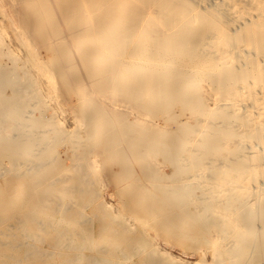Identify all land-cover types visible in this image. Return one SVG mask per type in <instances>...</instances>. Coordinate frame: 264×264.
<instances>
[{
  "label": "bare ground",
  "instance_id": "obj_1",
  "mask_svg": "<svg viewBox=\"0 0 264 264\" xmlns=\"http://www.w3.org/2000/svg\"><path fill=\"white\" fill-rule=\"evenodd\" d=\"M124 1L127 2V0ZM124 1H122L121 3L124 4ZM256 1L254 0V2ZM140 2L143 1L141 0ZM245 2L247 5L248 2L247 1ZM157 3H158L157 0H153L149 5H151V7H155ZM208 7L210 6L208 5ZM157 8L158 7H156V9ZM232 9H234V7ZM221 10L223 11V9ZM49 11H52L50 15H48ZM128 11L130 15H126V16L129 17L130 22L127 23L126 27H124L122 32H119L118 34H114L112 31L109 32L106 31V29H109L111 27V24L113 23L111 11L101 12L95 9L94 7H91L90 0H0V87L2 88L3 86L5 88H8L12 93V90H14L15 86L7 84L6 80L8 77L13 76L16 81V88H18L17 90L21 91V95L19 97H14L11 99L6 97L0 98V120L2 119L6 120L7 118H12L10 120H18V121H10L8 123L9 125L7 128H0V168L2 167L0 170L1 171L0 178H2L1 180L4 181L3 186L0 187V200L4 199L2 202L0 201V215L1 213L3 214V212L6 211H10L13 213L16 212V210L17 212H19L18 210L21 211L24 209L28 211L26 213L27 215L25 216H16V215H12L13 214L12 213L7 216V218H9L8 220H4L2 219V217L0 218V226L4 223L7 225V227H4L5 228L4 231H0V264H57L55 260L49 259L48 253H50V251L46 249H42L38 245L30 246V248L28 247L22 250L18 248L17 244L14 245L13 242L15 241H12V236H14L15 233H17V235L21 234L23 237L31 239L33 241L35 240L37 242L47 239L50 232H56L58 237L55 236L57 237L56 240L51 242L49 241V249H51L53 252L61 251L60 254L63 255V257H61V261L63 262V264L83 263L81 261L84 260V258H87L88 264H103L104 261H107L105 258H103L107 256L106 255L107 253L105 254L106 256H101L98 254H91V253L88 254V251L91 252L93 247L97 244V238H95L96 232H98V230L100 231L106 229L109 230V228H107L108 226L104 224V221L101 224L102 226L100 225V228H98V226L95 228V224L92 225V223L89 222L88 225L83 224L84 221H80L76 219L75 217H73V215H70L68 217H62V216L59 217L57 216V213H53V211L55 212V209L52 208L53 206L50 207L49 205L44 204L43 201L44 200L53 201L54 195L57 196V198L62 195L69 197L70 195L72 196L74 193L76 194V192H85L89 200L94 199V197L99 198L100 191H102L101 182L108 179L106 178L108 176H106L107 174H105L101 179L97 175L98 176L97 178L92 179L90 175L86 173V171H89L91 169V167L89 168L88 166V163H90V161L88 160V158L85 159L83 155L84 152L77 153L76 150L80 145L81 146L87 145L88 148L87 153L89 152V154H92V156L94 157L93 161H98L97 159L101 157V155L106 153L110 149V147H113L114 145L113 141H115L116 139H121L122 141L125 142V143L123 142L124 144L120 146L118 152L116 153V156H118V158L121 160V163L118 165V169L120 171L129 173L132 176L133 180L136 182V183L134 182L131 183L130 185L131 191L128 194L126 200L122 201V206L124 207V209L121 213V219L124 216H126L128 212H131L136 208L133 207L134 208L133 209L130 205L135 206V203L132 202L138 200L144 206L145 211L143 215L134 216L133 220L135 223H138V226L136 227H139L140 229L139 231L142 234V237L145 238L150 237L152 239L153 235L149 234L148 232L153 231L155 234H159V232L165 230L164 228H178L181 223L182 224L185 223V220L187 219L189 220L194 212H197L199 214L198 215L199 217L207 218L209 220V222L211 223L210 226L218 229L217 230L219 231L218 236H220L224 240V243L218 252L212 253L211 257L209 258L207 257L208 259H206L205 261H201L200 258L201 259L205 258L204 256H205L206 247L197 246L195 247L196 248L195 249L194 247L191 246L192 248H194V250L199 251L202 255H200V258L196 259L195 261L185 262V263L183 262V263L184 264H244V263H239L236 260L237 256H239L240 253L236 247L240 245V242L242 241V237L245 238L247 233L242 232L240 235L236 236V238L233 239H229V235L225 236L223 234L227 232L231 233L232 231L236 230V228H240L239 225L243 220L246 211H244V209H239L235 207L227 208L226 204H225L226 206L223 205L222 200L226 199L228 195L233 193H235L236 196L243 195V198L241 199H243L242 203L245 204V206L255 204L256 201L264 199V181L257 183V185L251 186L248 183L250 180L247 182V179L246 180L244 179V176L246 174L245 172L252 173V171L255 170V168L264 165V163L261 162V158L260 160H252L251 157L247 156L249 155L248 154L249 152L245 153V151H243L241 153H238L234 159L235 160L237 159L236 161H239L240 159L242 160L244 159L248 162L247 165L244 166L238 165L239 167L235 166L236 167L235 168L236 171H234L235 174L232 173V175H229V173L226 174V172L222 174V172L219 171L216 173L217 175L209 176L210 180L207 179L205 164L210 165L213 164L212 161H215L214 163L216 165H220L223 168L228 166L229 169L231 168L229 163L226 162L227 161L226 158L227 157L230 158L229 156L226 157V153L229 151V148H227L228 147L227 143L228 142L230 143V141H228L229 137L223 136L221 138L222 133L219 131L217 133V135L219 136L218 138L219 141H216L214 140V138L209 137L207 138L205 143L202 142L200 144H193L194 141L192 137L186 138L183 136L174 135L169 138H163L162 137L163 133L160 132L159 135L162 138L154 137L151 139L152 141H150L152 142V144L155 143L159 144V147L157 148V150H159L158 151L159 153H155L154 156L150 157L151 159L146 163H141L138 160L135 151H137L136 144H139V142H137V139L132 138V134H131L132 130L130 128L122 127L121 122H128L132 120H148L151 122L152 128H157L160 131L173 129L169 127L167 124L163 125L162 120L186 119L184 114L187 113L180 114L178 112L181 105L184 104L181 103L180 101L183 98V92L189 90L193 82L203 81L205 78L204 75H206L205 73L207 71L203 70L202 68V66L206 64V62L204 61L205 59H202V57L199 55L200 52L198 47L194 48L191 51H182L181 47L183 43L181 41H176L173 43L165 42L166 41L164 39L165 33L163 32L158 33V35L156 36L157 40L154 38V40L149 41V44H147L146 43L148 42V38H147L148 36H146L147 34H139V28H142L143 24L140 21L141 19L138 14V9L128 8ZM229 14L230 13H228V15ZM73 16H76L77 18L80 16H85V19L81 17V19L77 21L74 30L70 33L67 31L66 21L67 18ZM92 17L96 18L97 25L92 30H89L88 33L86 32L85 36H87V34H88L87 37H91L92 35L95 37L102 36L103 38H105L104 42L102 46L96 49H90L84 54H80L79 52L74 53L75 52L74 47L76 46L74 41L76 40V38L80 36H84V34H82V31L86 27L85 20L89 18L91 19ZM193 17L195 18V16ZM53 20H56L58 25L53 30H50L48 27L49 22ZM243 22L244 23L246 22L245 19ZM154 24H153V28L158 25V24L155 25ZM159 26L160 25H158V27ZM236 26H240V25H238L237 23ZM240 27H238V29ZM177 30L179 31V29ZM232 33L234 32L232 31ZM114 35L116 36V38L120 39L118 40V42H112ZM62 38L67 40L68 47L72 50L74 54L73 59H75V61H78L79 63L77 64L79 65L80 73L79 75L73 78L66 76L67 74L65 70L70 66L64 64L63 62L64 61L63 59L66 57V55L63 53L64 50L60 51L59 48L57 47V39H62ZM126 39L127 41H125ZM123 40L125 42L120 44ZM46 49H52L53 54H51V56L46 55ZM223 50L224 49H222L221 52H223ZM43 51L45 53H43ZM91 51L95 52L94 54H98V55L90 54ZM113 51L114 52L121 51L120 53L122 54L117 53L115 57L123 59V62H118L117 60L115 61V59L113 58L109 59L110 53L112 54ZM230 51L232 50H229V53ZM240 51H243V48ZM209 52L210 51H208V53ZM218 55L219 54H217L216 57H218ZM229 55L230 54H228V56ZM141 58L142 61L139 62L138 60H140ZM92 59L95 60L105 59L104 60L105 68L113 71H116V68L117 69L118 67L120 68L124 63L128 65V62L133 60L132 62L138 63L141 70H137L134 73L132 72L130 76L134 77V80H139L140 87H138V89L136 88L132 89L130 86H125L120 89H117L116 91L114 90L113 87L110 88L109 87L110 80H112V78L114 77L113 75L116 72H112L109 75L111 77L106 76V78L101 79L96 84V87L94 85H91L90 83L91 71L85 73L86 69L88 68H87V64H83V63L87 62L88 60H89L88 63H90ZM2 62H4V64H2ZM151 66L157 69L158 71L162 70L163 68H168V70L165 74L163 73V75H159L157 71L155 73L156 75L153 74V76L152 75L148 76L143 72V70H147V68H150ZM237 68L238 67H236V69ZM121 69L123 68L121 67ZM200 69H202L203 72L200 71ZM17 70H23L25 72V77L23 79L21 78L23 75L17 76L18 74L17 75L14 74L15 71ZM163 78H165V80L174 79L173 80L174 82L169 86L168 89L162 90L161 88V85L165 81ZM225 79H226L225 77H222L219 79V82ZM232 81L234 82V80ZM237 82H239V80ZM61 84L64 86H62ZM61 88H63L64 89L63 92H65L64 97L63 94L61 93L62 99L60 98ZM1 91L3 92L6 90L0 89V93ZM112 94L115 96L113 100H111L110 98ZM141 94L142 95L144 94L143 97L140 96ZM151 94H153V96L156 94H160V97L165 102H168L170 100H175L174 103H176V105H174V103L172 104V107H174L175 109L171 110V105L169 104L166 103L162 104V102H158V101L153 102L150 99H147V97L148 98L150 97L148 95ZM232 94H237V96L236 97L232 96L231 98L228 97L226 98V100L232 101L234 103V106L237 107V102L242 101V98H240L242 95L239 96L237 91L232 92ZM204 98L196 99L193 102L202 103L204 102ZM91 100H92V104H90L89 107H84L81 104L83 102L89 104ZM251 100H254L252 103L253 105H255L256 102L258 101V99L256 98H253ZM52 101H60L61 109L67 107L68 108L67 110L73 109L76 111L75 115H72L73 116L72 124L74 125V127L72 126L71 131L65 128L64 125L65 123L57 122L59 118L58 110L56 109L57 105L56 107H54L51 104ZM23 102H28V106L24 107V105H22L21 107L20 104H22ZM39 104H40L39 106L40 109L37 112V115H39L40 118L31 119L33 120V123L25 122V120L30 119L28 114L34 113L33 109ZM191 105L194 104L187 103L186 110L188 109V106ZM201 105L204 107L203 109H205V112H202L199 115L193 117H198L202 115L203 121L211 120L217 116L218 118H226V115H221V114L218 115L217 112L216 114L212 113L208 105L206 106L204 104ZM234 106H232L233 108L232 110H237V108ZM12 115H14V119ZM193 117H190V120ZM101 120H104V122H108L109 124H113V125H111L110 128L108 129V134L106 135V139L104 140V143L90 147L88 144L92 142L93 136L95 135L96 132H98V129H100L102 123ZM201 120L199 119V121ZM111 122H116V124ZM50 123H52L53 125ZM49 125H51L52 127L51 130L53 132L52 136L49 134L46 135L47 134L46 131L43 132L39 131L40 133H42L41 135L36 134L37 133L36 130L38 128L40 127L46 128ZM67 126L68 128L71 127L69 125ZM22 127H25L26 129V133H24L23 136L15 132L13 133V137H17L19 135L18 141L4 142L1 140L2 135L7 136L8 134H12V130L22 129ZM263 128H264L263 124H259V125L253 124L251 126L246 127L245 130L243 128L242 129L245 133H251L254 130H256L259 135L258 130L260 131V129ZM50 129L51 128H49V130ZM143 129H144L143 131L146 132L149 128L146 127ZM187 130L185 131V133H187V135L189 136V134L191 133H189V131L187 132ZM201 131L203 130H200V133ZM114 133H117L116 139L114 138V136H116L114 135ZM239 133H241V130ZM194 138L196 137L194 136ZM240 138H242V136H240L239 139ZM263 139L264 136L262 140ZM40 145L43 146L41 149L43 148L45 149L43 154H41L42 156L40 157V159H38L36 162H34L35 161L34 159L32 160L28 159L27 157L29 154V150L39 151L40 149H38L37 146L40 147ZM206 146L207 147L211 146V148L217 153H219L218 151H221L224 148H225L224 150L227 152L223 153V156L221 157H217V156L208 157L207 161H204V159L199 157V153L204 148H206ZM163 147L168 148V151L164 157L160 155V151L163 150ZM68 151L71 153V155L67 154ZM185 152L188 154V156L184 155ZM62 153L66 155H62ZM29 155L33 156L35 154L31 153ZM146 155L147 154L145 153V157ZM57 156H60L61 159L60 164L53 166L52 171L46 176H44V180L38 177V174H36L38 171L36 172L33 171L35 173L31 175H27L25 178L21 179L22 176L21 173L24 172L25 170L15 167L17 165H21V166L26 165L27 166L26 170H29V172L33 169V166L34 168H37V170L38 169L40 170L50 161V159H53L54 157ZM4 158L7 159V162L4 161ZM242 164L245 163L242 162ZM235 165H237V163ZM150 166L153 167V169H150L149 168ZM66 168L69 170L75 169L77 170L78 173L68 176L64 175L63 177H61V179H58L57 181H53L54 176H56L58 172L65 170ZM164 168H170L171 171L169 174H165V177H160V175L162 174L161 172L163 171ZM261 168L262 167L259 168V171ZM154 169H156L158 172L155 173ZM5 174H9L10 176L4 177ZM248 177L251 178V176ZM72 179L74 180V185H70ZM156 181L158 183H155ZM151 182H154L153 187L148 190H145L146 186L148 187L149 183ZM168 183L169 184L172 183V188H170V190L166 192V184ZM191 183L193 184L194 187L191 186L190 189L193 188V191L190 190L186 191V189H188V185ZM49 187L55 188L57 192L53 195L44 194L38 197L39 190L42 189L44 191L47 190ZM23 188L26 190V195L24 199L21 200L20 203L15 204L14 198L16 195L20 193V191ZM153 196H158L161 198V200H159L158 203L156 202L150 204V199ZM100 197L103 196L101 195ZM180 197H182V200L178 201L177 199H179ZM214 197L219 198V200L213 201L212 203H210V205L207 204L206 200ZM102 199H104V197L101 198V202L100 203L98 202V205L104 211L103 213H105L106 216H109V218H111L110 217L111 213L109 212L110 205L108 204H112V202L111 200H105V202L102 203ZM195 199L197 200L200 199V200L193 202L194 204L192 206L186 207V209L180 208L184 206L186 202H188V200H195ZM54 201L57 200L55 199ZM58 203H59L58 206H60L61 202ZM92 203L95 202L92 201ZM164 203L169 204V206H171V209L163 210L162 205ZM83 206L86 207V205L84 204ZM96 218L98 219V217ZM39 219L42 220V222L39 221L40 225L33 226V223L37 222ZM123 219H125L126 221L128 220L127 217H124ZM114 223H116V221ZM242 224H244V221ZM126 228L129 231V227H125V229ZM261 228H262L261 226H258L256 228V231L259 232ZM202 230L204 235L207 234V232H209L208 228L207 231L205 230V228H203ZM116 232H118V229ZM198 236H199L198 234L195 235V237ZM40 238L43 239L39 240ZM76 239L77 241H75ZM174 241L175 239L169 240L168 242L165 243V246H161V248L165 247V249L161 251H165V253L168 254V256H170V258L173 260H175L177 257L176 255H173L172 252H170L171 247H174L173 245H175L173 243ZM128 242L132 245L134 241L128 240ZM135 243L136 242H134V244ZM135 245H137V243ZM257 245L264 247L262 241L259 240V242L252 245L253 247L251 248L254 249L257 247ZM139 246L141 247V245ZM150 246H149L150 248L147 249H150V252L154 251L156 245L155 246L150 245ZM157 247L159 248L158 245ZM175 248H177V246H175ZM142 249L143 248H141V250ZM63 250L64 251L66 250L67 252L71 251L72 254L62 252ZM121 252L123 251L121 250L120 254ZM177 254L180 255L179 253ZM149 256H151V254H149ZM122 258L126 259L127 257L123 256ZM179 258L181 260L183 259L180 256ZM165 259L167 258L166 257L164 258L163 256L161 257V255H159L151 258V261L153 262V264H156L158 262L159 263L164 262ZM110 260H108V262ZM177 260L179 259L177 258ZM149 261L150 260H146L141 264L151 263ZM166 262H168V260ZM112 263L124 264L123 260L122 259L120 260L118 258L114 259Z\"/></svg>",
  "mask_w": 264,
  "mask_h": 264
},
{
  "label": "rangeland",
  "instance_id": "obj_2",
  "mask_svg": "<svg viewBox=\"0 0 264 264\" xmlns=\"http://www.w3.org/2000/svg\"><path fill=\"white\" fill-rule=\"evenodd\" d=\"M122 1H124V0H90V6L91 7H94L95 9H97L101 12L111 11L113 23L111 24V27L109 29H106V31H108V32L112 31L114 34H118L119 32H122L124 27H126L127 23L130 22L129 17L126 16V15H130L128 8L129 9L130 8L131 9L132 8L138 9V14H139L140 19H141L140 21L143 24V27L139 28V34H147L146 35V36H148L147 37L148 42H146L147 44H149V41L154 40V38L157 40L156 36L158 35V33L163 32V33H165V38H164L166 40L165 42L173 43L176 41H181L183 43L182 47H181L182 51H191L194 48L198 47L199 52H200L199 55L202 57V59H205L204 61L206 62V64H204L202 66V68H203V70L207 71L205 73L206 75H204V77H205L203 80L204 82L203 81H201V82L195 81V82H193V84L189 88V90L184 89L186 91L183 92V98H182V100H180L181 103H184V104L181 105L178 112L180 114L187 113V114H184L186 119L162 120L163 125L167 124L169 127L173 128V129L160 131L157 128H152V124L148 120H132V121H128V122H121L122 124L120 123L122 125V127L130 128L132 130V133H131L132 138L137 139V142H139V144H136V146H137L136 150L137 151H135L138 160L141 163H146L151 159L150 157L154 156L155 153H159L158 152L159 150H157V148L159 147V144L158 143L152 144V142H150V141H152L151 139L154 137L155 138H162V137L163 138H169V137H172L174 135L175 136L179 135V136H183L186 138L192 137L193 141H194L193 144H200L202 142L205 143V141L209 137L214 138V140H216V141H219V139H218L219 136L217 135V133L219 131L222 133L221 138L223 136L229 137L228 141H230V143L229 142L227 143L228 144L227 148H229V151L228 152L225 151L224 150L225 148H224L223 150L218 151L219 153H217L211 148V146H209V147L206 146V148H204L202 151H200V153H202V154L199 153V157L204 159V161H207L208 157H216V156L221 157V156H223V153L227 152L226 157L229 156L230 158L227 157L226 162L229 163L231 168L229 169V166L223 168L220 165H216L214 163L215 161H212L213 164H210V165L205 164L207 179H209L210 178L209 176H211V175L212 176L217 175L216 173L219 171H221L222 174L224 172H226V174L229 173V175H232V173H234V171H236L235 166L247 165L248 162L244 159L243 160L240 159L242 161H240L239 159H238L239 161H236L237 159L236 160L234 159L238 153H241L243 151H245V153L249 152L248 153L249 155H247V156L251 157L252 160H260V158H261V162L264 163V158H263L264 157V146H263L264 142H261V141H264V139L262 140V138L264 136V128L260 129V131L258 130L259 135H258L256 130H254L251 133H245L243 131V129L245 130L246 127L251 126L253 124L254 125L263 124V126H264V121H263L264 120V86H263L264 85V26H263L264 25V20H263V18H264V5H263L264 0H257L258 3L256 0H255L256 2H254V0H249L250 2L252 1L251 3L248 0H157L158 3L155 5V7H151V5H149L153 0H142L143 2H140L141 0H127V2L124 1V4L121 3ZM245 1L248 2L247 5H246ZM178 3H180V4H178ZM249 3H250V5H249ZM255 3H256V5H255ZM147 4L149 7L147 6ZM138 5H139V7H141V6L142 7L139 8ZM161 5H162V7H161ZM208 5L210 7H208ZM156 7H158V8L156 9ZM159 7H161V8H159ZM233 7H234V9H232ZM220 8L223 9V11ZM230 10L232 11V13ZM152 11L155 13H153ZM233 11H235V12H233ZM51 13H52V11H49L48 15H50ZM228 13H230V14L228 15ZM192 15L195 16V18ZM250 16L252 19L255 20V22H254V20H252L250 18ZM81 17L83 19H85V16H80L78 18L76 16H73V17L67 18L66 26H67L68 32L71 33L74 30V28L76 27L77 21L79 19H81ZM244 19L246 21L245 23L243 22ZM256 21L257 22L259 21V22L257 23ZM260 21H262V22H260ZM240 22H241V24H240ZM85 23H86V27L82 31V34H84V36H80V37L76 38V40L74 41L76 44V46L74 47V51H75L74 53L79 52L80 54H84L85 52H87L90 49H96V48L102 46V44L104 42L105 38H103L102 36L95 37L92 35L91 37H87L88 34H87V36H85L86 32L88 33L89 30H92L97 25L96 18L95 17H92L91 19L89 18V19L85 20ZM154 23L158 24L160 26L158 27V25H157L156 27L153 28ZM237 23L242 28L240 26H236ZM57 25H58L57 21L53 20V21L49 22L48 27L50 30H53ZM260 26L263 28H261ZM235 27H237V28H235ZM238 27H240L241 29L240 28L238 29ZM177 29H179V31ZM161 30H163V31H161ZM232 31L234 33H232ZM212 35H214V36H212ZM114 37H113L112 42H118V40H120V39L116 38L115 35H114ZM215 38H217L218 40ZM216 40H217V42H216ZM125 41H127V39ZM125 41L123 40L120 44H122ZM217 43H219V44H217ZM57 47L59 48L60 51L64 50L63 53L66 55V57L65 58L63 57L64 58L63 62H64V64L70 66L65 70L66 74H67L66 76L73 78V77L79 75V73H80V68L78 65L79 63H78V61H75V59H73L74 54H73L72 50L68 47L67 40L64 38L57 39ZM242 48H243L244 52L240 51V50H242ZM222 49H224L223 52H221ZM229 50H232V51H230V53H229ZM52 51H53L52 49H46V55L51 56V54H53ZM208 51H210V52L208 53ZM225 51H227V52H225ZM120 52L121 51H115V52L113 51L112 54L110 53L109 59L113 58V59H115V61L117 60L118 62H123V59L115 57V55L117 53L122 54ZM233 52H236L237 54L233 53ZM245 52H247L248 54ZM43 53H45V52L43 51ZM94 53L95 52L91 51L90 54L98 55V54H94ZM217 54H219L218 57H216ZM228 54H230V55L228 56ZM58 60H59V58H58ZM104 60L103 59H96V60L92 59V61L90 63H88L89 60L87 62L83 63V64H87V68H88V69H86L85 73H87L88 71H91L90 72L91 73V81H90L91 85H94L96 87V84L101 79L106 78V76L111 77L109 75L112 72H116V73H114V75H113L114 77L112 78V80H110V85H109L110 88L113 87L114 90L116 91L117 89H120V88L125 87V86H130L132 89L133 88L138 89V87H140L139 86L140 85L139 80H134V77L130 76V74H132V72L134 73L137 70H141L138 63L132 62L133 60H131L128 62V65L126 63H124L126 65L123 64L121 66L123 69H121V67L120 68L118 67V69L116 68V71H113V70H109V69L105 68ZM138 61L141 62L142 58ZM2 64H4V62H2ZM236 67H238V68L236 69ZM260 67H262V68H260ZM167 70H168V68H163L162 70L158 71L157 69H155L151 66L150 68H147V70H143V72L148 76H150V75L153 76V74H155L157 71H158L159 75H163V73L165 74L167 72ZM200 71H202V69H200ZM16 72H18V73H16ZM237 72H238V75H237ZM14 74H16V75L18 74L17 76L23 75L21 77L22 79L25 77V72L23 70H17V71H15ZM236 76H238V77H236ZM222 77H225L227 80L225 79V80L219 82V79ZM163 79L165 80V78H163ZM173 80L174 79L165 80L164 83L161 85L162 90L168 89L169 86L174 82ZM232 80H234V82ZM238 80H239V82H237ZM6 81H7V84L15 86L14 90H12V93H11V91L8 88H5L3 86H2V88L0 87V89L6 90L3 92L1 91L0 98L6 97V98L11 99L14 97H19L21 95V91L17 90L18 88H16V81H15L14 77L10 76L7 78ZM242 82H244V83H242ZM62 86H64V85H62ZM206 86H207V88H206ZM104 87H106V86H104ZM63 90H64L63 88H61V90H60V98L61 99H62V94H63V97L65 96V94H64L65 92H63ZM234 91H237L239 96L242 95L240 97V98H242V101L237 102V107L234 106V103L232 101L226 100V98H228V97L231 98L232 96H235V97L237 96V94H232V92H234ZM143 95L141 94L140 96L143 97ZM148 96H150V97L149 98L147 97V99H150L153 102L158 101V102H162V104L166 103V104L171 105V110L175 109L174 107H172V104L175 102V100H170L168 102H165L160 97V94H156L154 96H153V94H151ZM204 96H205V98L207 97L209 100L207 98H206L207 99L206 100L204 98ZM114 97L115 96L112 94L110 96L111 100H113ZM252 97L258 99V101L256 102L255 105L252 104L254 101V100H251V99H253ZM199 98H204V102H202V103L193 102L194 100L199 99ZM187 103H192L194 105L188 106V109L186 110V104ZM51 104L54 107H56V105H57L56 109L58 110V117H59L57 122L65 123L64 124L65 128H67L71 131L72 126L74 127V125L72 124V122H73V118H72L73 116L72 115H75L76 111L73 109L67 110L68 109L67 107L64 108L66 110H64L63 108L61 109L60 101H52ZM81 104L84 107H89L90 104H92V100L90 101L89 104L86 102H83ZM201 104H204L205 106L208 105L209 109L214 114H216V112H217L218 115L219 114L226 115V118H218V116H217L211 120H204L203 121L202 115L198 116V117H193V116L199 115L202 112H205V109H203L204 107ZM20 105H21V107H22V105H24V107L28 106V102H23ZM174 105H176V103H174ZM39 106H40V104L33 109L34 113L28 114L30 119L25 120V122L33 123V120H31V119L40 118V116L37 115V112L40 109ZM232 106L236 107L237 110H232L233 109ZM259 107H261V108H259ZM156 108H157V106H156ZM60 110H63V111H60ZM254 114H255V116H254ZM14 115H15V113H14ZM14 115H12L13 119H14ZM68 115H70V116H68ZM190 117H193V118H191V120H190ZM10 119H12V118H7L6 120H3V119L0 120V128H7L9 125L8 123L10 121H18V120H10ZM199 119L200 120L202 119V120L199 121ZM39 121H42V120H39ZM101 122L102 123H101L100 129H98V132L95 133L96 136L94 135L92 138V142H90L88 144L90 147L97 146L99 144L104 143V140L106 139V135L108 134V129L110 128L111 125H113V124H109L108 122H104V120H101ZM203 122H204V124H203ZM209 122H211V123H209ZM111 123L116 124V122H111ZM50 124H52V123H50ZM67 125H69L71 127L68 128ZM224 125H226V126H224ZM146 127H148L149 129L146 132H144L143 128H146ZM225 127H227V128H225ZM49 128H51V129L49 130ZM38 129L36 130L37 135H41L42 133H40V132H43V131H46V133H47L46 135H48V134L51 136L53 135V132L51 131L52 130L51 125L47 126L46 128L40 127ZM180 129H182V130H180ZM186 130H187V132L189 131V133H191V134H189V136L187 135V133H185ZM200 130H203V131H201V133H200ZM240 130H241V133H239ZM157 131H158V133H157ZM14 132L23 136L24 133H26V129H25V127H22V129L12 130V134H8L7 136L2 135L1 140L4 142L18 141L19 135L17 137H13ZM160 132L163 133L162 137L159 135ZM28 133H29V131H28ZM261 133H262V135H261ZM116 134L117 133H114V135H116ZM193 135L196 138H194ZM255 135H256V137H255ZM199 136H201V137H199ZM240 136H242V138L239 139ZM112 137H113V134H112ZM114 138L116 139L117 135L114 136ZM198 139H199V141H198ZM232 140H234V141H232ZM235 141L238 143V146H237V143ZM123 142L124 141H122L121 139H116L115 141H113V144H114L113 147H110V149L106 153L101 155V157H99L100 159L99 158L97 159L98 161H93L94 157L92 156V154H89V152L87 153V150H88L87 145H84V146L80 145L76 150L77 153L84 152L83 155H84L85 159L88 158V160L90 161V163H88V166H89V168L91 167V169L89 171H86V173L89 174L92 179L97 178L98 176H99V178L102 179V177L105 174H107L106 176H108V177H106V178H108L105 180L106 182L105 181L101 182V187H102L101 190L102 191H100L99 198L94 197V199L89 200V198L85 192H76V194L74 193L72 196L69 194L70 195L69 197L62 195V196H59L57 198V196L54 195L53 196L54 200L56 199L58 201L60 199L58 201V202H61L60 206H58L59 203L57 201H54V200H53L54 202L44 200L43 201L44 204H47L50 207L53 206L52 208L55 209V212L53 211V213H57V216H59V217L60 216L68 217L70 215H73V217H75L76 219H78L80 221H84L83 224H86V225H88L89 223H92V225L95 224V228L97 226H98V228H100V225L104 221V224L108 226L107 228H109V230H107V229L101 230V231L98 230V232H96V237H95V238H97V244L93 247L91 252L88 251V254H90V253L91 254H98L101 256L107 255L106 257H103L107 260V261H104L103 264H110V262H111V264H113L112 262L116 258H118L120 260L122 259L124 264H130V263L131 264L132 263L133 264H141V263L145 262L146 260H150L149 262H151V263H149V264H153V262L151 261V258H153L155 256H159V255H161V257L163 256L164 258L165 257L167 258V259H165L164 262H161L162 264H168V263L170 264V262H171V264L172 263L173 264H180V263L184 264L185 262L195 261L196 259L200 258V255H202V254L199 251L194 250V248L197 246L206 247L205 248V256H204L205 258L204 259L200 258L201 261H205L206 259L211 257L212 253L218 252L221 249V247L223 246L224 240L220 236H218V232H219V231H217L218 229L210 226L211 223L209 222V220L207 218L199 217L198 216L199 214L197 212H194L192 214V216L190 217V219L185 220V223H183V224L181 223L178 228H164L165 230H162L161 232H159V234H155L153 231L148 232L149 234H152L153 238H155V239H153V238L151 239L150 237L149 238L142 237V234L139 231L140 230L139 227H136V226H138V223L134 222L133 217L143 215V213L145 211L144 206L138 200L132 202V203H135V206L130 205L132 208L136 207L135 208L136 210L133 208L134 209L133 211L128 212V214L126 216H124V217H127L129 221L128 220L126 221L125 219H123L124 217L121 219V213L124 209V207L122 206V201L126 200V198L128 197V194L131 191V189H130L131 183L132 182L136 183L129 173L120 171L118 169V165L121 163V160L118 158V156H116V153L118 152L120 146L125 143V142L124 143ZM233 142H234V144H233ZM42 147H43L42 145H40V147L37 146V148L40 149L39 151L29 150V154L33 153L35 155L32 156V155L28 154L27 158L31 159V160L34 159L35 160L34 162H36L38 159H40V157L42 156L41 154H43V152L45 151L44 148L41 149ZM167 151H168V148L163 147V150L160 151V155L162 157H164L166 155ZM257 151H259V152H257ZM261 151H262V153H261ZM145 153L147 154L146 157H145ZM67 154L71 155V153L69 151L67 152ZM62 155H66V154L62 153ZM142 155H144V156H142ZM184 155L188 156V154L186 152L184 153ZM6 158H4L5 162H7ZM72 158H73V156H72ZM60 160H61L60 156L54 157L53 159H50V161L42 169L37 170V168H34V166H33V169L30 172H29V170H26V167H27L26 165L25 166L17 165L15 167L25 170L24 172L21 173V175H22L21 179L25 178L27 175H31V174L35 173L36 171H38L36 174H38V177H40L44 180V176H46L47 174H49L52 171L53 166L59 165ZM98 162H99V164H98ZM242 162L245 164H242ZM236 163H237V165H235ZM31 164H33V163H31ZM91 164H92V166H91ZM211 167H213V168H211ZM260 167H262L261 168L262 170L260 169V171H259ZM260 167L258 166L257 168H255V170H253V171L251 170L252 173L248 172L249 173L248 174L247 172H245L246 174L244 176V179L245 180L247 179V182L250 180L248 183L251 186L257 185V183L264 181V170H263L264 165H261ZM1 168H0V170H1ZM149 168L153 169V167H151V166ZM74 170H69L66 168L65 170L58 172V174L56 176H54L53 181H57L58 179H61V177H63L64 175L68 176V175H73V174L78 173L77 170H75V171ZM33 171H35V172H33ZM170 171H171L170 168H164L163 171L161 172L162 174L160 175V177H165V174H169ZM154 172L156 173L158 171L156 169H154ZM157 174H160V173H157ZM254 174H256V175H254ZM7 176H10V175L9 174L4 175V177H7ZM248 176H251L252 181H251V178ZM1 179L2 178H0V187H2L4 184L3 183L4 181ZM153 183L154 182L149 183L148 187L146 186L145 190L152 188ZM155 183H158V182L156 181ZM70 185H74L73 179L71 180ZM189 185H188V189H186V191H189V190L193 191V188L190 189L191 186L194 187L193 184L191 183ZM170 188H172V183L166 184V192H168L170 190ZM14 189H15V187H14ZM56 192L57 191L55 190V188H52V187L51 188L49 187L47 190H44V191L41 189L38 191V197H40L44 194H48V195L52 194L53 195ZM66 192H69V191H66ZM25 195H26V190L23 188L20 191V193L15 196L14 203L15 204L20 203L21 200L24 199ZM101 195L104 197V199H102V203L105 202V200H111V202H112V204H108V205H110L109 206L110 209L109 208L108 209H109V212L111 213V216H110L111 218H109V216H106L105 213H103L104 211L98 205V202L100 203L101 198H103V197H100ZM110 195H111V197H110ZM239 196L240 195L236 196V194L233 193V194L228 195L226 197V199L222 200L223 205L224 206L227 205L226 206L227 208L228 207H230V208L235 207V208H239V209H244V211H246L244 218L239 225L240 228H236V230L232 231L231 233L227 232L223 235H225V236L229 235V239H233V238H236V236L240 235L242 232H246L247 233L246 237L245 238L242 237V241L240 242V245H238L236 247L240 253H239V256H237V259L236 258L235 259L239 263H244V264H264V247L257 245L256 248H254V249L251 248V247H253L252 245L259 242V240H261L262 243L264 244V199L256 201L255 204L245 206V204L242 203L243 199H241V198H243V195H241L240 197ZM3 200L4 199H2L0 201L2 202ZM159 200H161L160 197L153 196L150 199V204L156 203V202L158 203ZM177 200L178 201L182 200V197H180ZM198 200H200V199H198ZM198 200L197 199L188 200V202H186V204L180 208L186 209V207L192 206L194 204L193 202H196ZM215 200H219V198H216V197L210 198V199L206 200V202H207V204L210 205V203H212ZM92 201L95 203H92ZM225 201L226 202L228 201V202L226 203ZM66 202H68V203H66ZM55 203L56 204L58 203V204L56 205ZM83 204L86 205V207L83 206ZM73 205H74V207H73ZM80 205H82V206H80ZM78 207H80V208H78ZM251 207H252V209H251ZM64 208H67V209H64ZM132 208H131V210H132ZM115 209H117V210H115ZM162 209L163 210L164 209L169 210V209H171V206H169V204H167V203H164L162 205ZM250 209H251V211H250ZM18 211L19 212H17V210H16V212H14L15 214L13 212H10V211L3 212V214L1 213L0 218L2 217V219L8 220L9 218H7V216L9 214L13 213L12 215L25 216V215H27L26 213L28 212L26 209L21 210V211L18 210ZM173 211H175V210H173ZM93 214L95 215V217ZM112 216L114 219L112 218ZM96 217H98V219ZM81 218H83V219H81ZM103 218H104V220H103ZM151 220H152V218H151ZM39 221L42 222V220L39 219L37 222L33 223V226L40 225ZM115 221H116V223H114ZM243 221H244V224H242ZM120 222H121V224H120ZM37 223H39V224H37ZM111 224H113V225H111ZM258 226L262 227L259 232L256 231V228ZM4 227H7V225L5 223L0 226V231H4V229H5ZM125 227H129L130 232L128 231L127 228L125 229ZM203 228H205L206 231L208 228V231H209L205 235L203 234V230H202ZM117 229H118V232H116ZM238 231H239V233H238ZM196 234H198L199 236L195 237ZM52 236H54V237H52ZM55 236L58 237L56 232H50L47 239H44L45 241L42 240V241L36 242L35 240L33 241L31 239L23 237L21 234L17 235V233H15L14 236H12V241H15V242H13L14 245L17 244L18 248H20L22 250H24L28 247L30 248V246L38 245L40 248L50 251V253H48L49 259L55 260L57 264H63V262L61 261V257H63V255L60 254L61 251L53 252L51 249H49V241L51 242V241L56 240L57 237H55ZM137 238H139L140 240ZM41 239H43V238H40L39 240H41ZM172 239H175V241L173 242L175 245H173L174 247H171L170 252H172L173 255L177 256L175 260L171 259L170 256H168V254L165 253V251H161V250L165 249V247L161 248V246H165V243L168 242L169 240H172ZM128 240L136 242L137 245H135L136 243L134 244V242L131 245L128 242ZM153 240L155 243L153 242ZM75 241H77V239ZM141 241H142V244H141ZM138 243H139V245H141V247L138 245ZM147 243H149V244H147ZM46 244H48V245H46ZM148 245L149 246L150 245H152V246L156 245L155 250L150 252V249H147V248H150L151 246L149 247ZM157 245L159 246V248L157 247ZM102 246H103L104 250H103ZM131 246H132V248H131ZM175 246H177V248H175ZM191 246L194 248H192ZM141 248H143V249L141 250ZM178 248H179V250H178ZM144 249H145V251H144ZM121 250L123 252H121V254H120ZM250 250H252V251H250ZM158 251H159V253H158ZM62 252L72 254L71 251L67 252L66 250L65 251L63 250ZM123 253H125L126 255ZM177 253H179L180 255H178ZM198 253H200V254H198ZM149 254H151V256H149ZM137 255H138V257H137ZM181 255H184V256H181ZM123 256H126L127 258L123 259L122 258ZM179 256L182 257L183 259L181 260L179 258ZM109 257L111 258V260ZM185 257H186V259H185ZM177 258L179 260H177ZM108 260H110V261L108 262ZM167 260H168V262H166ZM81 262H83V263H79V264H88L87 258H84V260H82ZM238 262H236V263H238ZM161 263L158 262L156 264H161ZM76 264H78V263H76Z\"/></svg>",
  "mask_w": 264,
  "mask_h": 264
}]
</instances>
